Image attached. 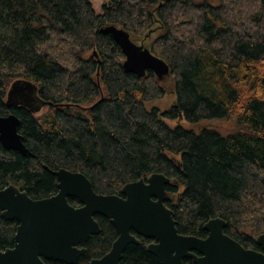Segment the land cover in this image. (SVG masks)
Masks as SVG:
<instances>
[{"label": "trees", "instance_id": "16d2710c", "mask_svg": "<svg viewBox=\"0 0 264 264\" xmlns=\"http://www.w3.org/2000/svg\"><path fill=\"white\" fill-rule=\"evenodd\" d=\"M107 25L163 59L169 75L158 81L151 71L126 72L119 46L99 32ZM20 80L37 86L34 104H51L6 108L7 91ZM168 91L176 96L169 109L146 108ZM8 113L19 118L29 153L0 143V189L12 184L33 199L49 197L57 192L52 172L64 168L84 174L96 193L119 195L125 183L163 173L178 233L205 237L204 223L220 217L228 236L260 250L264 0H104L100 13L89 0H0V116ZM164 117L220 124L170 128ZM94 218L101 231L81 264L116 238L106 218ZM16 227L0 216V250L12 247ZM120 264L159 262L143 240L127 246Z\"/></svg>", "mask_w": 264, "mask_h": 264}, {"label": "water", "instance_id": "95a60500", "mask_svg": "<svg viewBox=\"0 0 264 264\" xmlns=\"http://www.w3.org/2000/svg\"><path fill=\"white\" fill-rule=\"evenodd\" d=\"M99 32L109 34L119 46L126 72L144 77L151 71L158 81L169 75L168 64L142 43L134 42L123 28L107 25ZM37 99L33 82L15 81L7 91L5 106L37 110L51 104L41 102L38 106L34 104ZM19 125L13 113L0 116V143L26 156L29 151ZM52 173L57 178V192L49 197L33 199L12 184L0 189V216L17 222L12 247L0 250V264H45L50 260L78 264L88 239L101 231L95 215L106 218L117 237L106 254L87 264H119L128 245L140 244L137 236L152 240L146 250L160 264H183L185 259L194 264H264V233L255 236L260 250L245 248L224 232L226 222L220 217L204 223L205 237L178 233L173 211L166 206L170 194L165 187L170 179L163 173L125 183L119 195L96 193L81 172L59 168ZM68 198L76 199L78 205L69 203Z\"/></svg>", "mask_w": 264, "mask_h": 264}, {"label": "rangeland", "instance_id": "374dc122", "mask_svg": "<svg viewBox=\"0 0 264 264\" xmlns=\"http://www.w3.org/2000/svg\"><path fill=\"white\" fill-rule=\"evenodd\" d=\"M94 11L96 13H100L101 12V6L104 3V0H89ZM152 38L154 37V34L151 36ZM176 101V96L175 93L173 91H168L166 92L161 98L149 101L145 103V106L147 109H151L153 107L159 108L160 110H167L170 108L171 105H173ZM42 111H44L46 108L42 107L41 108ZM165 123L170 127L173 128L176 125H181L187 129H193L195 131H198V128L201 127H207V128H214V129H218L219 128V124L220 121L219 120H214L213 122H201L200 124H192L187 122L184 119H170V118H163Z\"/></svg>", "mask_w": 264, "mask_h": 264}, {"label": "flooded vegetation", "instance_id": "af4514ba", "mask_svg": "<svg viewBox=\"0 0 264 264\" xmlns=\"http://www.w3.org/2000/svg\"><path fill=\"white\" fill-rule=\"evenodd\" d=\"M18 188H19V187H18ZM74 206H75V205H74ZM93 236H94V235H93ZM116 237H117V234H116ZM137 238L140 239V244L142 243L143 240H145V249H146V245H147L148 243L152 242V240H147V239H144V238L139 237V236H137ZM115 239H116V238H115ZM88 240H89V239H88ZM87 242H88V241H87ZM112 243H113V242H112ZM86 244H87V243H86ZM86 244H85V247H86ZM111 245H112V244H111ZM110 247H111V246H110ZM109 250H110V248H109ZM109 250H108V251H109ZM86 251H87V248H86ZM108 251H107V252H108ZM146 251H147V250H146ZM107 252H106V253H107ZM147 252H148V251H147ZM106 253H105V254H106ZM85 254H86V253H85ZM122 254H123V253H122ZM149 254H150V253H149ZM103 255H104V254H103ZM103 255H101V256H103ZM84 256H85V255H84ZM84 256H83V257H84ZM101 256H100V257H101ZM152 256H153V255H152ZM83 257H81V258H83ZM81 258L79 259V263H78V264H81V263H80ZM98 258H99V257H98ZM155 258H156V257H155ZM91 259H92V258H91ZM91 259H89L85 264H87ZM156 259H157V258H156ZM120 260H121V259H120ZM50 261H53V260H50ZM157 261H158V259H157ZM54 262H56V261H54ZM158 262H159V261H158ZM58 263L63 264V263H61V262H58ZM119 264H120V262H119ZM159 264H160V263H159Z\"/></svg>", "mask_w": 264, "mask_h": 264}]
</instances>
